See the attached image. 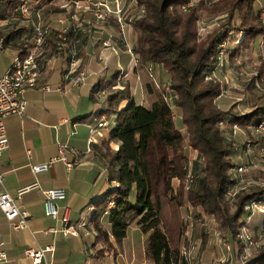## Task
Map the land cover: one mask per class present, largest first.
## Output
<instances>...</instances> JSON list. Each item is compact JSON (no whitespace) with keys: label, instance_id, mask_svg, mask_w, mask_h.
<instances>
[{"label":"trees","instance_id":"16d2710c","mask_svg":"<svg viewBox=\"0 0 264 264\" xmlns=\"http://www.w3.org/2000/svg\"><path fill=\"white\" fill-rule=\"evenodd\" d=\"M51 1L0 0V20L17 18L22 3H28L34 12ZM188 1L134 0L142 4L143 12L131 22V51L140 65H149L150 70L158 66L165 72L173 98L163 96L162 86L155 81L145 85L147 94L153 96L145 105L134 103L123 89L106 95L108 104L115 105L120 99L127 102L113 111L108 127V139L116 141L117 147L107 154L106 180L115 185L92 201L94 210L89 223L96 239L106 245L109 236L120 243L126 229L136 226L147 236L143 250L151 264H188L179 250L185 226L180 209L185 203L211 217L217 229L227 235L221 237L237 258L243 244L236 234L245 227L249 213L246 205L251 200L264 204L262 169L233 196L226 195L236 182V165L232 161L236 148L224 133L225 128L232 130L234 126L254 128L264 115V93L257 95L253 89L258 85H251L253 93L245 97L251 102L250 109L237 114L231 110L232 105L227 109L218 106L221 87L211 76L217 67L219 45L226 42L229 32L241 33L237 43L241 47L248 39L262 35L264 47V22L253 10L255 0L212 1L213 9H217L213 12H224L225 18L200 39L195 30L197 10L207 14L212 8L207 7L206 0L184 8ZM235 15L238 24L231 22ZM18 32L15 29L5 38L0 36L2 42L16 38ZM69 35L68 31L66 39ZM28 47L27 44L18 53ZM236 49L239 48L233 47L228 57L237 54ZM254 67L250 81L263 86L264 57ZM251 88L247 87L249 91ZM175 115L184 128L185 145L196 153L191 160L182 154L183 137L174 124ZM173 179L179 182L176 188ZM245 260L246 264H264V245Z\"/></svg>","mask_w":264,"mask_h":264},{"label":"crops","instance_id":"0c3cea01","mask_svg":"<svg viewBox=\"0 0 264 264\" xmlns=\"http://www.w3.org/2000/svg\"><path fill=\"white\" fill-rule=\"evenodd\" d=\"M54 1L47 5L50 7L46 12L48 19L51 16L49 11L57 13L62 10L56 7ZM102 1L113 9V0ZM68 2L72 3L70 0ZM29 13V17L34 20L39 10L33 12L30 9ZM55 13H52V17ZM19 14L13 19L28 22L25 16ZM77 15L85 24L82 28L68 26L70 35L67 37L66 49H55V30L51 29V33L45 36L38 47L39 75L36 85L23 92L26 100L23 112L3 118L7 148L0 153V192L8 193L20 209L29 213V217L27 228L12 230L0 212V250L5 255L0 264H31L24 256V249L47 244L53 245V250L46 255L50 264H151L144 256L146 234L123 236L120 243H115L109 236V245H106L96 239L89 223L94 210L92 201L108 187L115 185L106 180L107 154L117 147L116 141L108 139V127L114 116L113 111L127 102L126 99L117 100L115 105L111 103V108L106 95L121 89L128 93L125 82L113 92L107 91L105 95L102 88L113 85L112 76L115 72H124L127 77L128 70L132 72L134 67L129 53L121 48L114 13L107 14L106 19L101 22L95 21L91 11L87 9L77 10ZM8 28L0 24L1 37L5 38L8 32L15 29H19V32L16 38L2 42L3 49H8L9 52L5 64L0 66V75L22 47L33 45L30 26ZM71 51L75 53L72 66L69 63L72 60ZM228 58L231 63L233 57ZM225 63L226 61L222 67L219 65V68L217 65L212 72V75L225 81L220 84L221 95L216 100L217 104L222 109L235 105L231 108L232 111L239 109L238 114L244 113L250 109L251 102L245 100L244 95H234L230 91L234 88H231V82L229 86L226 85V76L221 73ZM79 71L84 72V80L73 84L72 78ZM153 72L160 74L159 76L162 72L165 73L158 66H154ZM127 79H130V83L133 82L129 76ZM101 81L109 82V87ZM44 86L47 87L43 88ZM131 87L128 83V88ZM235 88L239 89V86ZM128 94L134 103L140 104L134 100L132 90ZM106 109L112 112L109 113ZM105 115L109 118H105ZM103 120L106 121L105 125L98 127L97 123ZM177 128L180 130L183 126ZM225 129V136L232 139L236 148L232 156V161L233 157L237 160L235 165L252 157L251 151L246 152L241 147L243 142L251 143L253 150L264 145V134L253 128H236L232 133L230 129ZM236 130L238 139L235 136ZM186 148L188 147L185 146ZM187 152L190 155L188 159L195 157L194 150L188 148ZM61 154L70 163L69 167H66L64 161L56 159L46 170L32 172V165L46 163L52 158H59ZM262 167L259 169L263 170ZM33 183V188L17 195L19 188ZM51 188H61L65 194L63 199L55 202L58 210L56 220L45 216L42 211V192ZM64 208L68 209V224L74 230V235L62 234L60 231L59 216ZM219 241L215 236H182L181 244L185 242L187 246L194 245L188 264H246V260H241L240 256L235 257L229 243L225 244V250ZM213 257L217 260L211 261Z\"/></svg>","mask_w":264,"mask_h":264},{"label":"rangeland","instance_id":"374dc122","mask_svg":"<svg viewBox=\"0 0 264 264\" xmlns=\"http://www.w3.org/2000/svg\"><path fill=\"white\" fill-rule=\"evenodd\" d=\"M198 1L199 0H189L185 4L184 8L192 4H197ZM206 1H207V7L212 8V9L209 10L207 14L204 13L202 9L197 10V15H199V20H197L195 23V30H196V35L200 39H203L206 36V34L211 33L210 31L214 29L218 25V23L224 20L225 18L224 12L216 13V14L214 13L217 11V9L214 10L212 7V3L210 2L212 1L217 2V0H206ZM112 2H113V9L109 7V4H107L105 1H102V0H80V1H74V3L68 2V0L67 1L66 0H55L54 3L56 4V7H59L60 10L62 9L61 11H58L57 13L51 12L52 10L49 11L51 13V16H49L50 18L48 19L47 17L48 15L46 14V12H48L47 10L50 7H43L39 9V13H37V16L35 15L34 20H32L29 17V14H30L29 11L31 9L30 5L28 3H22L20 7H22L23 5L24 9L20 12L23 16H25L28 22L25 23V22L19 21L18 19L15 20L13 18H8V19L0 20V24L2 23V26L7 27V28L10 26L12 28H16L17 26L25 27L26 25H28L30 26L31 30L34 28V26L37 25L41 28H47L48 30L47 34L51 33L52 31L51 29L55 30L54 36H56V34L59 33L61 26L65 27L67 31H68V26H72V27L74 26V28L76 26H78L79 28L84 27V24H85L83 22L84 20L82 21V19L78 17L77 10H83V9L90 10L92 17L95 21H99V22L104 21L106 17L104 18V20H96V18H94L95 17L94 12L97 7H100V4H106V6L109 9V12L107 14L112 12L120 19L121 25H119L116 20L115 22L117 23V28H118L117 30H118V34H119V38H120L121 46H122L121 48H123V50H125L126 52L127 50L130 51L127 53H129V55L131 54L129 58L132 61L131 65L132 67H134V71L131 72V70L129 69L128 70L129 75H127V77L124 76V72H121V71L115 72L112 76V80L114 81L113 85H111L109 88L107 87L102 88L103 91H105L104 95L106 94L107 91L113 92L114 90L119 88L120 85H124V82H125L127 84V92L129 93L130 90L133 91L134 100L140 104H143V103L147 104L151 100V98H153V96L151 94L150 95L147 94L145 85L146 83H150V82L152 83L155 81L157 82L158 86L160 87L162 86V89L164 92L163 96L166 95V96L173 98V94L169 92V89H167L168 78L165 79L166 77L165 73L162 72L161 76H159L160 74L156 75L155 72H153L152 70L154 68V65L151 67L152 68L151 70L149 69V65H145V66L140 65L137 60V57L131 51L132 50L131 49L132 36H133L132 29H131V24H132L131 22L142 14L143 12L142 4L138 5L137 3L134 2V0H113ZM124 8L125 9L127 8V10H125ZM253 10L257 11L258 19L264 22V0H255L253 4ZM52 13H55L53 17H52ZM62 19H63V23L62 25H60V22ZM231 22L232 24H238L239 23L238 16L235 15L233 17V21ZM52 24L56 26L57 29L56 27H53ZM8 29H11V28H8ZM239 33L240 32H236L235 30L230 31L226 42L219 45V48L217 51L218 68H219V65H221L222 67L223 62L226 61L224 68L221 70V73L223 72L226 76V79H227L226 85L229 86L231 82V86H232L231 88H234V89H230V91L234 95L235 94L237 95L241 94V96L244 95V99H245L247 94L250 95L251 93H253L252 89L254 87L251 88V85H255V83L258 85L259 88L255 87L253 91H255L258 95L259 94L263 95L264 91L260 89L264 85L262 86L260 83L256 82L255 80H253L252 82L250 81L251 76L254 74V71H255V67H254L255 64L257 63L259 58L264 57V47L262 45L263 37L262 35L254 36L248 39V41H245V43L241 47V46H238L237 44L241 39V36H240L241 33L240 34ZM22 39L24 40V36L22 37ZM233 47L239 48V49H236L238 50V52L237 54L233 56L232 61L230 63V60H228L229 59L228 54L230 53V51L232 52ZM111 49L113 50V48ZM8 52H9L8 49L7 50L2 49L0 51V66L5 64ZM157 72H159V69H157ZM128 76L129 78H131V80H133V82L130 83L129 81L130 79H127ZM211 76L216 81H218L219 84H224L225 81L223 82V79H218L217 76L215 77V75H211ZM261 82L262 84H264L263 83L264 79ZM101 83L107 86L109 85V82L107 83L105 81H101ZM128 83L130 86H132L131 89L128 88ZM246 83H248V86H246L245 88L244 85ZM237 86H239V89L235 88ZM247 87L251 88L250 89L251 91H249ZM234 106L235 105H233L232 107L234 108ZM111 108H112V105H111ZM238 111L239 109L233 112L238 114ZM104 117L105 118L107 117V119L109 118V116H106V115ZM178 118L179 117L177 115L174 116V122H175L176 127L182 126V123L180 122V119ZM236 128L238 129V127L234 126L232 130ZM227 129L228 128H226L225 130L227 131ZM180 130H182L181 134L183 137L181 151H182V154L186 158H188V156H190L189 153L187 152L189 147L185 145L186 137L184 133V128ZM232 130H230L231 133H232ZM235 132H236V135H235L236 139H238L237 130ZM246 143L249 144V149L252 152L251 153L252 157H250V159H252L255 164V168L243 174L244 180H247L246 183L249 184V180H254L255 177H257L259 174L258 171H255V170H259L261 166H263L262 168L264 170V155L261 154V151H260L261 149L264 150V145L256 148L257 150H253L252 144L245 141L242 144L244 146V149H245ZM185 146H187L188 148L185 149ZM186 153H188V155ZM246 161H248V159ZM233 162L234 163L237 162L235 157H233ZM173 182H174V187L177 184H179V182L176 181V179H173ZM180 213H181V217L183 221L185 222V226L182 225L183 226L182 236H215L217 240H220L219 242L221 243L223 249H225V244L227 243V241H225L221 236H227V235L222 233L219 229H217L215 224L213 226V221L211 220V217L203 215L197 207H191L187 203L182 205V208L180 209ZM243 233L249 238V241H250L249 244L245 246L242 252L245 255V259H246L252 256V254L255 252V249H257L259 246L264 245V212L253 211L252 215L249 216L248 220L245 223V227L243 228ZM124 236H142V233L135 226H129L126 229ZM214 259L217 260L216 257H213L211 261H214Z\"/></svg>","mask_w":264,"mask_h":264},{"label":"built area","instance_id":"2783aa9c","mask_svg":"<svg viewBox=\"0 0 264 264\" xmlns=\"http://www.w3.org/2000/svg\"><path fill=\"white\" fill-rule=\"evenodd\" d=\"M22 7H20V11H22ZM109 12L106 4H100V7L95 9L94 15L96 20H104L106 14ZM117 13V12H116ZM115 20L119 25L120 19L116 16ZM63 19L60 22L62 25ZM33 37H32V46L25 48V52L20 54L17 53L13 56L9 66L7 69L0 75V153L7 148V139L5 136V130L3 125V118L9 114H21L24 110L26 100L23 97V92L27 88H32L36 85L39 71H38V61L37 57L39 55L38 47L43 43L45 36L48 33L47 28H41L39 26H34L32 29ZM67 30L65 27L61 26L59 33L55 36V49L63 50L67 48V39H66ZM25 41V39L23 40ZM3 49L2 39L0 37V50ZM127 52H130L127 50ZM74 52H70V58L72 59L69 63L70 66L74 65ZM131 55V54H130ZM84 72L79 71L72 78L73 84H79L84 80ZM44 86L43 88H46ZM102 94V92H101ZM105 125V121H101L97 123L98 127ZM256 132L264 134V115L259 123L253 128ZM260 149V148H259ZM245 151H250L249 144L246 143ZM261 154L264 155V150H260ZM60 159L64 161L66 167L70 166L69 162L65 161V158L61 154L59 158H52L46 163L36 164L31 166L32 172H41L48 168L49 164L56 160ZM255 164L252 159H248L243 164L236 165L233 169L236 182L235 185L226 190V195L231 197L240 187V185H246V182L243 178V174L247 173L249 170L253 169ZM1 181V176H0ZM35 184H30L19 188L17 190V195L21 194L25 190L33 188ZM43 201H42V211L43 214L50 219H57L58 210L55 204L56 201L64 198V190L61 188H51L44 190L43 192ZM246 209L248 210V215L246 216L245 222L248 220L249 216L252 215L253 211L264 212V204L258 201L251 200L246 205ZM0 212L2 213L4 219L8 222L10 228L12 230H20L27 228V219L29 217V213L20 209L13 201V199L6 192H0ZM59 221L61 222L60 231L62 234H72L75 232L72 230L71 226L68 224V209L64 208L61 216H59ZM243 228L241 227L236 234V237L242 242L243 250L247 244H249V238L243 233ZM194 248L193 244L180 245V254L189 261L191 259L190 253ZM53 250L52 244H47L42 247L31 248L27 247L24 249V256L29 259L31 264H50L46 255L48 252ZM241 260H245V255L242 253L240 255ZM5 259V255L2 250H0V261Z\"/></svg>","mask_w":264,"mask_h":264}]
</instances>
